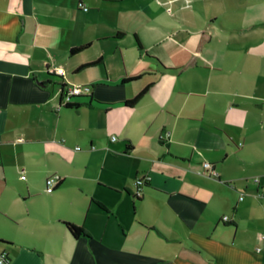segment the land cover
<instances>
[{"label":"crops","instance_id":"0c3cea01","mask_svg":"<svg viewBox=\"0 0 264 264\" xmlns=\"http://www.w3.org/2000/svg\"><path fill=\"white\" fill-rule=\"evenodd\" d=\"M64 85L90 93L66 109ZM231 160L264 191V0H0L7 264H264L257 186L229 222L210 210Z\"/></svg>","mask_w":264,"mask_h":264},{"label":"built area","instance_id":"2783aa9c","mask_svg":"<svg viewBox=\"0 0 264 264\" xmlns=\"http://www.w3.org/2000/svg\"><path fill=\"white\" fill-rule=\"evenodd\" d=\"M83 11H87L86 8H83ZM48 72L55 76H62L61 70L59 68H50L48 69ZM90 93V86L89 85H83V86H73V85H64L62 89L60 90V107H64L70 103H72V99L75 97L80 96H86ZM115 138H112V141H114ZM21 141V140H19ZM76 151H79L80 148L76 147ZM203 174L211 179H218V175L214 170V167L212 164L208 162L203 163ZM62 182V178L58 175H51L45 180V192L47 194L52 193ZM253 183L257 186V191L255 192L256 198L264 200V191L259 188V180L255 178L253 180ZM145 184V181L143 179H136L135 180V190H134V197L140 198L142 195V186ZM243 194L239 196V201L243 200ZM222 222L227 223L229 222V219L227 217L222 218ZM264 236H260V240H263ZM259 252L260 249H257ZM8 258L7 254L5 252L0 253V264H7Z\"/></svg>","mask_w":264,"mask_h":264},{"label":"rangeland","instance_id":"374dc122","mask_svg":"<svg viewBox=\"0 0 264 264\" xmlns=\"http://www.w3.org/2000/svg\"><path fill=\"white\" fill-rule=\"evenodd\" d=\"M230 164L232 167L233 174L235 175V177H238V179L240 180L234 179L230 181L234 189L231 191L232 193H225L226 194L225 196L226 206L225 207H223V204H222V200H224V195L223 194L217 195L218 198H217L216 204H212L211 209H210L215 218L222 219L223 217H227L228 219H230L235 215L233 213V208L235 207V203H237L238 205H241L242 207L246 206V204H249L250 195L252 194V190H253V187H251L253 180L255 178L259 180L260 178L259 175L256 173V170L252 166L248 165V166H243L242 168H240L239 167L240 164L236 162L235 160H231ZM198 168H199V173L204 172L203 168L200 165ZM245 186L247 187L246 192L243 191L244 190L243 188ZM241 194H243V197H244L243 203L238 202L239 196ZM219 198L221 201H219ZM257 205L258 204H255V206ZM218 224H219V221H218ZM252 227H256V226L253 225ZM228 228L233 229L234 227L229 226ZM256 228H259V227H256ZM258 231L261 235H264V230H258Z\"/></svg>","mask_w":264,"mask_h":264},{"label":"trees","instance_id":"16d2710c","mask_svg":"<svg viewBox=\"0 0 264 264\" xmlns=\"http://www.w3.org/2000/svg\"><path fill=\"white\" fill-rule=\"evenodd\" d=\"M118 35L121 36L122 34H118ZM85 47H83V48H85ZM83 48H73V49L70 50V54H76V53H78ZM135 80H136V77H123L121 79V83L125 84V83H129V82H133ZM143 94H144V92H141L136 98H134L133 100L129 101L126 104H128L130 106L131 105H134ZM77 99H79V97L73 98L72 99V103L64 106V108H66V109H73V108L77 107L78 105L76 103L73 104V101H75ZM135 199H138V198H135ZM64 226L72 234V236H74L75 238L76 237H80V236L83 235L82 229H80V228H78V227H76V226H74L72 224L64 223Z\"/></svg>","mask_w":264,"mask_h":264}]
</instances>
